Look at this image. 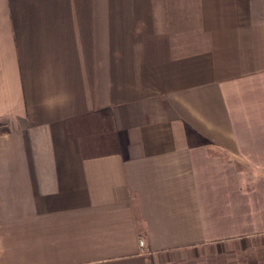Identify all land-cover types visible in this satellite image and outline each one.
<instances>
[{"label": "crops", "instance_id": "0c3cea01", "mask_svg": "<svg viewBox=\"0 0 264 264\" xmlns=\"http://www.w3.org/2000/svg\"><path fill=\"white\" fill-rule=\"evenodd\" d=\"M256 237L264 0H0V264Z\"/></svg>", "mask_w": 264, "mask_h": 264}, {"label": "rangeland", "instance_id": "374dc122", "mask_svg": "<svg viewBox=\"0 0 264 264\" xmlns=\"http://www.w3.org/2000/svg\"><path fill=\"white\" fill-rule=\"evenodd\" d=\"M190 264H264V237L219 244L191 252Z\"/></svg>", "mask_w": 264, "mask_h": 264}, {"label": "built area", "instance_id": "2783aa9c", "mask_svg": "<svg viewBox=\"0 0 264 264\" xmlns=\"http://www.w3.org/2000/svg\"><path fill=\"white\" fill-rule=\"evenodd\" d=\"M139 243H140L141 246L143 245V242L142 241H140Z\"/></svg>", "mask_w": 264, "mask_h": 264}]
</instances>
